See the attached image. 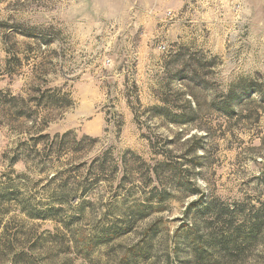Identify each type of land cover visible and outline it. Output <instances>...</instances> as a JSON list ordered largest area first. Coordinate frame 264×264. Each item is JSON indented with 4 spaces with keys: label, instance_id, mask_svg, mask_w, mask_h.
<instances>
[{
    "label": "rangeland",
    "instance_id": "374dc122",
    "mask_svg": "<svg viewBox=\"0 0 264 264\" xmlns=\"http://www.w3.org/2000/svg\"><path fill=\"white\" fill-rule=\"evenodd\" d=\"M250 85L264 92V0H0V92L71 101L41 105L37 126L0 106V264H264V102ZM41 126L71 131L59 160L51 137L32 146ZM21 142L30 156L11 165ZM152 187L156 209L102 238Z\"/></svg>",
    "mask_w": 264,
    "mask_h": 264
},
{
    "label": "trees",
    "instance_id": "16d2710c",
    "mask_svg": "<svg viewBox=\"0 0 264 264\" xmlns=\"http://www.w3.org/2000/svg\"><path fill=\"white\" fill-rule=\"evenodd\" d=\"M254 86V87H252ZM250 85L251 87V91L253 94H260L261 99L264 102V92H262L261 90L258 89L257 85ZM242 91H246V87H242ZM237 99V95L234 93L232 94V92L228 93L227 96L225 97V100L222 101L224 104V108H223V112H225L226 114L229 113V111L232 112V103ZM28 102V101H27ZM27 102L20 96L17 95H13L11 93L5 92L2 93L0 92V106L2 108H4V110L10 111L11 109L14 110V118H24L25 120H29L32 123H34V126L40 125L39 121H40V117L37 114V109H39V107L41 105H45L47 106V108L49 107L51 110H62L65 109L67 107H69L71 105V101L69 99V97L67 95L64 94H60L58 92V90H52V91H48V92H42L40 94H38L36 97H32V100H29V103L33 104H27ZM228 112V113H227ZM180 115H175L173 116V118H179ZM45 130V127H38L37 128V134H39L36 138L32 139L31 141L33 143L32 146H37V144H39L42 140L45 139H49L51 136L49 134H41L43 131ZM72 133L71 131L65 132L61 135H54L52 136L50 139V142L48 143V150H45V154L46 152L49 153L47 155H49V157L53 160L54 157H51V154H55L56 156V160L60 159V155L62 154V151L65 150L67 151L65 148H67L65 146V144L68 143L67 138L71 137ZM95 141V139L90 138L87 135H84L81 139L76 140V138H72V145L77 146L75 149H78V146H80V144L83 141ZM21 148L20 151H18V153H16V156H14L13 158L10 159V164H15L16 162L20 161V158H23L24 156H30V151H28L27 146L25 144V142H21L20 143ZM33 148V147H32ZM51 148H55L56 151H52ZM74 150V149H73ZM75 151V150H74ZM46 155V156H47ZM105 159L100 158V160H95L93 163V167L97 170V172H103L105 171ZM166 164L163 162H159L157 164H155L154 166H148L147 171L150 172V174L147 172V181L151 182L153 179L157 180V178L159 177V171L158 169L160 167L165 166ZM46 167V165H45ZM93 167L90 166V169H92ZM114 170L117 169V165L114 166L113 168ZM162 171V170H161ZM99 181V179H95V183L97 184ZM164 192L165 191H158L157 187H152L151 190H149L147 193H143V196L141 197H137L134 199L131 207H128V210H124V219H120V226H117L116 224L113 226H108L105 227L104 229H102L101 233H102V238H110V237H115V236H120L122 233H124L126 230H130L134 225L135 219H144L147 218L155 209L156 207L155 204H159L161 203V201L164 199ZM116 193V192H115ZM112 197L114 198L112 202L115 203H122L120 200H125V198H128L129 196H120L118 195H112ZM197 203V202H196ZM193 203H191L190 205H192ZM208 205H205L203 208V211L207 210ZM49 216V215H48ZM153 232L149 235L148 238L153 237ZM150 244L149 241H147L146 244H144L145 246L142 247L141 249V253H138V257L142 256V258H145L147 256V254L149 253V249H148V245Z\"/></svg>",
    "mask_w": 264,
    "mask_h": 264
}]
</instances>
